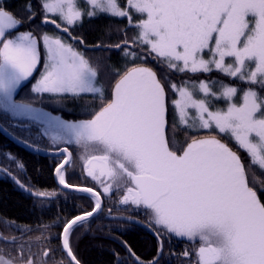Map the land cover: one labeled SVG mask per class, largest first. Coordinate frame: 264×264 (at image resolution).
Here are the masks:
<instances>
[{
  "label": "snow or ice",
  "instance_id": "6c2138e0",
  "mask_svg": "<svg viewBox=\"0 0 264 264\" xmlns=\"http://www.w3.org/2000/svg\"><path fill=\"white\" fill-rule=\"evenodd\" d=\"M83 4L39 0L37 13L28 3L27 22L39 15L42 25L56 30L37 35L18 31L25 20L0 0V114L44 126L43 135L53 144L82 146L83 172L94 182L66 183L64 169L71 163V153L63 149L67 155L56 168L59 183L89 194L94 204L92 211L64 220L59 233L64 259L80 264L71 244L75 229L86 228L104 198L116 193L119 205L148 210L158 256L163 254L164 236L174 235L199 241L190 264H264V199L249 179L253 166L264 171V0H83ZM99 15L128 21L119 30L123 36L118 43L94 46L119 50L126 64L122 71L112 69L110 96L99 84L103 58L94 65L75 46L84 45L83 38L70 31L85 16ZM41 46L43 70L32 93L58 100L91 96V103L98 100L99 107L92 109L90 119L62 120L34 101L15 98L22 81L40 63ZM149 57L167 72L188 78L179 83L167 75L161 78L147 66ZM213 72L229 82L214 78ZM200 74L205 78H192ZM181 131L183 143L176 139ZM240 150L247 154V165ZM7 159L15 157L9 153ZM16 166L24 168L19 161ZM0 172L11 175L4 168ZM13 179L33 196L50 198ZM259 187L264 189V182ZM41 239L48 237L41 233L37 241ZM0 240L9 242L2 235ZM125 246L135 264H144ZM16 251L18 255L0 250V264H47L45 258L55 250L46 248L37 257L29 243L27 255L23 244ZM182 255L190 253L185 250ZM64 259L57 264H64Z\"/></svg>",
  "mask_w": 264,
  "mask_h": 264
},
{
  "label": "trees",
  "instance_id": "16d2710c",
  "mask_svg": "<svg viewBox=\"0 0 264 264\" xmlns=\"http://www.w3.org/2000/svg\"><path fill=\"white\" fill-rule=\"evenodd\" d=\"M7 10L16 15L17 18L25 20L19 28L25 31L32 30L37 35L41 32H55V28L48 24L42 25L39 15L31 23L27 22L25 6L31 3L33 11L39 13V0H4ZM126 27V23L114 19L107 15H99L91 19H84L75 29H70L73 35L82 37L84 45L75 44L95 65L99 58H103L99 73V84L103 86L106 96H110L111 85L115 76L113 68L124 70L126 64L119 50L100 51L94 46L98 43L115 44L120 41L123 33L120 29ZM130 30V29H129ZM132 31H128L129 37ZM66 36V34H65ZM67 38V37H66ZM147 66L153 67L158 76L163 78L167 75L173 82L179 83L188 78L184 74L167 72L156 64L150 57ZM214 78L229 80L221 74L213 72ZM205 76L200 74L197 79ZM26 88L28 83L25 84ZM170 98H174L169 92ZM38 104L52 112L59 114L66 121H79L91 118L92 109H98L99 101L91 103V96L74 98L65 96L58 100L56 97L43 94L31 96ZM48 102H47V101ZM86 101L89 103L86 104ZM171 107L169 109V135L171 136ZM0 124L15 138L20 141L41 149L48 150L43 137L37 136L36 127L30 124H15L7 116L0 114ZM206 134V133H204ZM176 139L183 143L186 139L184 132H179ZM227 139V138H225ZM230 145L235 147L234 144ZM71 152V163L64 169L66 183L73 186H93L94 182L83 172L82 161L80 160L79 150L74 146H65ZM57 146L55 149H59ZM15 157L14 161L7 159V154ZM240 155L247 165L249 163L247 154L240 150ZM16 161L24 165L23 170L18 169ZM62 162V157H42L38 156L20 145L11 142L0 134V168L7 169L11 175L22 181L32 191L44 192L52 196V199H34L24 194L8 177L0 173V235L8 238V243L0 240V250L5 254L9 251L13 255H18L16 249L20 245L25 246L27 255L28 245L31 244V252L37 257H42L43 251L56 249L60 252L59 233L63 230L64 220L81 215L83 212H90L94 206L92 199L85 195L74 192H64L60 190L54 180V170ZM254 174V175H253ZM249 179L256 184L258 194L264 199V189L260 188L264 182V171L258 166H253L249 173ZM115 205H112V195L103 200L102 212L99 216L89 220L86 228H76L71 238V244L80 264H135L127 246L131 247L136 257L147 263L152 261L157 255V242L141 228L120 221L107 220L106 214L122 215L137 218L148 224L144 208H137L134 205H119V194L114 193ZM113 196V197H114ZM127 209V210H126ZM48 237V240L37 237ZM15 237V242L12 238ZM196 249V242L176 239L172 235H165L163 238V254L157 264H189L190 260L184 259L183 252L189 251L191 260L194 258L193 250ZM54 252H50L47 260L53 258ZM48 264V263H47Z\"/></svg>",
  "mask_w": 264,
  "mask_h": 264
},
{
  "label": "rangeland",
  "instance_id": "374dc122",
  "mask_svg": "<svg viewBox=\"0 0 264 264\" xmlns=\"http://www.w3.org/2000/svg\"><path fill=\"white\" fill-rule=\"evenodd\" d=\"M79 3H80V6H81V7H85V5L83 4V0H79ZM121 3H123V0H121ZM84 19H91V18L85 16ZM84 19H83V20H84ZM114 19L124 21V22L126 23V26L128 25V21H127L126 18H114ZM78 24H80V23H78ZM78 24H77L75 27L71 28V29H75V28L78 26ZM52 26H53V25H52ZM53 27H54V26H53ZM18 31H25V30L22 29V28H18ZM129 31H131V29H130ZM44 32H45V31H44ZM49 33H50V32H49ZM66 37H67V36H66ZM41 56H42L41 61H40V63L37 65V68L33 71V75H32L31 77H29L28 80H26V81H22L21 85L18 87V89H17V91H16V94H15V98H16V99L26 100V101H34L36 107H38V108H42L44 111L51 113V115H53V116H58V117H60V119L63 120L64 118L61 117V116H59V114L52 113V112L48 111V110L44 107L43 104H38V103L35 101V99H32V98H31V96L36 95V94H33L32 91H31V89H32V85L36 83V80H37V79H39V77H40V75H41V72H42V70H43V63H44V61H43V48H42V46H41ZM192 78H193V79H197V76H193ZM27 83H28V87L26 88L25 84H27ZM45 94H46V93H45ZM46 95H49V94H46ZM46 101H47V100H46ZM47 102H48V101H47ZM11 120H12V119H11ZM12 121H14L15 124H23V125H28V124H30V125H32V126H35V127H36V130H35L34 133H36L38 137H39V136L43 137L42 140L45 141V143H44V142H39V143H41V144H46V145H47L46 148H48V150H55V148H56L57 146H63V145H64V147H61L60 150L66 148L65 146H74L76 149L79 150L80 160H81V156H82V155H85V150H84V148H83L82 146H78V145H76V144H74V143H73V144H66V143H57V144H53V143H51L50 140H49V138L43 135V132H44V126H42V125L36 124V123H34V122H31V121H27V120H12ZM41 150H45V149H41ZM38 156H39V155H38ZM54 171H55V170H54ZM54 180H55V177H54ZM31 198H32V197H31ZM147 211H148V210H147ZM172 236L175 237L176 239L191 241V240H188L187 238L176 237V236H174V235H172ZM194 242H196V248L199 247V241L197 240V241H194ZM193 251H194V250H193ZM194 258H195V255H194Z\"/></svg>",
  "mask_w": 264,
  "mask_h": 264
},
{
  "label": "water",
  "instance_id": "95a60500",
  "mask_svg": "<svg viewBox=\"0 0 264 264\" xmlns=\"http://www.w3.org/2000/svg\"><path fill=\"white\" fill-rule=\"evenodd\" d=\"M0 134H2L5 138H7L8 140H10L11 142L13 143H16L18 145H20L21 147L25 148L26 150L36 154V155H39V156H42V157H58V156H61L63 155L65 157V155H67V153H63V149L62 150H57V151H47V150H41V149H38V148H35V147H32L22 141H20L19 139L15 138L14 136H12L3 126L0 125ZM65 149V148H64ZM68 153H70L68 151ZM64 161V160H63ZM62 161V162H63ZM2 173L3 175H5L6 177H8L24 194L28 195L29 197H32V198H36V199H40V198H37L36 196H33L31 194L30 191H26L24 189H21L16 183H15V180L13 179V176L12 175H8L7 173H3V172H0ZM54 177H55V181H56V185L63 191H67V192H74V193H83V194H86L89 196V194L87 193H84V192H81V191H78L76 190L75 188H65L63 185H61L59 183V178L57 177L56 175V169L54 171ZM45 199H49V198H45ZM102 210V209H101ZM101 210H99L96 214H94L93 217L89 218V219H92L96 216H98L100 213H101ZM107 219L109 220H118V221H122V222H125V223H128V224H132V225H135L143 230H145L148 234H150L153 238L156 239V236H155V233L154 231L149 227L147 226L146 224L140 222L139 220L137 219H129L128 217H123V216H107L106 217ZM157 241V239H156ZM158 243V242H157ZM66 255V254H65ZM160 258V256H156V261H158ZM153 261V260H152ZM144 264H148V263H144Z\"/></svg>",
  "mask_w": 264,
  "mask_h": 264
},
{
  "label": "flooded vegetation",
  "instance_id": "af4514ba",
  "mask_svg": "<svg viewBox=\"0 0 264 264\" xmlns=\"http://www.w3.org/2000/svg\"><path fill=\"white\" fill-rule=\"evenodd\" d=\"M61 147H64V145L63 146H61ZM67 148V147H66ZM114 196V193L112 194V205H115V196ZM144 212H145V214H143V217L146 215V217H147V220L149 219V217H148V215H147V209H145L144 208ZM152 237V236H151ZM153 238V237H152ZM154 239V238H153ZM155 240V239H154ZM156 241V240H155ZM157 242V241H156ZM157 246H158V243H157ZM60 247H61V241H60ZM53 250H55L54 251V254H53V258L52 259H50V260H47V258H45L46 260H47V263L48 264H57V262H59L61 259H64V257L66 256L61 250H60V252L58 251L57 252V250L56 249H53ZM193 254L195 255V250L193 251ZM193 255V256H194ZM184 257V259L186 258L185 256H183ZM187 260H190V262L191 261H194L195 260V258H193L192 260H191V258H189L188 257V259ZM64 264H68V262H67V259H64ZM190 264V263H189Z\"/></svg>",
  "mask_w": 264,
  "mask_h": 264
}]
</instances>
